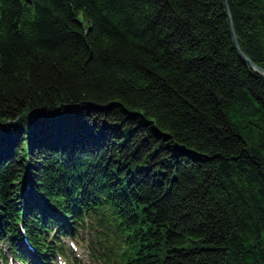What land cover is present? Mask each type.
Returning a JSON list of instances; mask_svg holds the SVG:
<instances>
[{
  "label": "trees",
  "instance_id": "1",
  "mask_svg": "<svg viewBox=\"0 0 264 264\" xmlns=\"http://www.w3.org/2000/svg\"><path fill=\"white\" fill-rule=\"evenodd\" d=\"M234 32L264 68V0H0V264L79 228L93 264H264V74Z\"/></svg>",
  "mask_w": 264,
  "mask_h": 264
},
{
  "label": "rangeland",
  "instance_id": "2",
  "mask_svg": "<svg viewBox=\"0 0 264 264\" xmlns=\"http://www.w3.org/2000/svg\"><path fill=\"white\" fill-rule=\"evenodd\" d=\"M78 233H79V236L75 237L74 239H69V241L73 240L74 242L77 243V245L75 246V250L79 254V257L83 258V263L91 264V262L89 261L90 259V253H89L90 236L86 234V231L84 230L83 231L79 230ZM69 261L70 262L68 263L63 262L62 264H75L74 260H69Z\"/></svg>",
  "mask_w": 264,
  "mask_h": 264
},
{
  "label": "water",
  "instance_id": "3",
  "mask_svg": "<svg viewBox=\"0 0 264 264\" xmlns=\"http://www.w3.org/2000/svg\"><path fill=\"white\" fill-rule=\"evenodd\" d=\"M29 3H31V0H27ZM229 9V7H228ZM234 35H235V42H236V45L241 53V55L248 61V63L254 68L256 69L257 71H260L261 73L264 74V68L263 67H260L259 65H257L255 62H253L243 51L242 49L240 48V45H239V42L236 38V34L234 32Z\"/></svg>",
  "mask_w": 264,
  "mask_h": 264
}]
</instances>
